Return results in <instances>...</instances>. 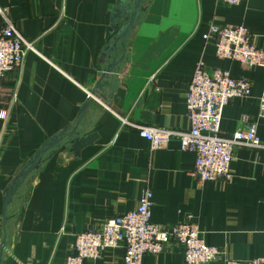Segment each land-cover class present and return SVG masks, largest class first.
Returning <instances> with one entry per match:
<instances>
[{
    "label": "crops",
    "instance_id": "1",
    "mask_svg": "<svg viewBox=\"0 0 264 264\" xmlns=\"http://www.w3.org/2000/svg\"><path fill=\"white\" fill-rule=\"evenodd\" d=\"M117 1L0 0L34 48L0 82V264H64L76 235L133 211L147 190L153 224L167 228L191 216L204 243L219 249L207 264L264 257V151L237 148L227 179L198 182L194 155L181 151L177 140L152 150L135 128L121 124L126 118L133 125L186 130V91L201 62L207 71H225L250 84L247 99L233 98L223 108L220 134L228 137L254 124L264 143V117L257 108L264 67L220 59L202 38L211 21L243 25L264 51V0L236 6L145 0L124 61L108 80H118L115 91L104 87L103 99H94L80 119L79 137L93 135V143L77 155L68 144L45 155L12 196L3 221L12 179L47 140L75 123L99 82ZM122 255L117 247L86 264H122ZM141 264L185 263L170 241Z\"/></svg>",
    "mask_w": 264,
    "mask_h": 264
},
{
    "label": "built area",
    "instance_id": "2",
    "mask_svg": "<svg viewBox=\"0 0 264 264\" xmlns=\"http://www.w3.org/2000/svg\"><path fill=\"white\" fill-rule=\"evenodd\" d=\"M216 1L236 6L246 0ZM0 16L3 22L0 28L1 82L7 73L21 67L24 56L34 48L14 27L5 9L0 8ZM202 38L205 43L214 45L220 59L247 68L264 67V51L254 45L250 31L243 25H219L211 21ZM250 93V84L245 79L233 78L225 71H207L198 62L186 91V130L133 125L126 118L121 119V124L135 128L152 150L160 149L170 139L177 140L181 151L193 153L192 173L198 182L221 181L229 177L235 149L264 151V143L256 135L254 124L236 129L228 137L220 134L223 108L231 99H247ZM257 108L258 117L263 118L264 92L257 98ZM241 122L246 123V117ZM150 197V192L145 191L133 211L76 235L64 264L93 262L103 251L117 247L123 249L122 264H141L143 257L160 254L170 241L180 247L185 264H207L219 256V249L204 243L191 216L167 228L153 224ZM224 264H264V257L244 261L226 259Z\"/></svg>",
    "mask_w": 264,
    "mask_h": 264
},
{
    "label": "water",
    "instance_id": "3",
    "mask_svg": "<svg viewBox=\"0 0 264 264\" xmlns=\"http://www.w3.org/2000/svg\"><path fill=\"white\" fill-rule=\"evenodd\" d=\"M145 0H119L111 15V34L113 39L110 44L104 49L102 61L105 63L102 76L96 86L91 90L89 97L81 107L75 123L61 132L47 140L40 149L22 166L17 175L12 179L11 183L5 190L3 221L6 219V209L9 205L12 196L16 193L22 183L31 175L32 172L38 170L43 161V157L51 155L61 144H68L70 151L74 154H79V151L85 146L93 143L95 137L89 135L85 138L79 137L78 125L86 108L93 102L94 99H103L102 93L104 87L109 84V91L112 94L116 87L118 80L113 79L108 83L109 78L116 73L119 64L123 63L125 57L126 40L139 20L143 12V4ZM118 51L121 55H118ZM101 61V62H102ZM31 179V178H30ZM4 240L1 241L0 257L4 249Z\"/></svg>",
    "mask_w": 264,
    "mask_h": 264
}]
</instances>
